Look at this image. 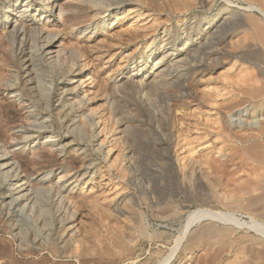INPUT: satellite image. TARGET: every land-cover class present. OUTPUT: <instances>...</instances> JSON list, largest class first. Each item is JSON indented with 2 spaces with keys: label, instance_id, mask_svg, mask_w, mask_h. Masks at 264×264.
<instances>
[{
  "label": "rangeland",
  "instance_id": "obj_1",
  "mask_svg": "<svg viewBox=\"0 0 264 264\" xmlns=\"http://www.w3.org/2000/svg\"><path fill=\"white\" fill-rule=\"evenodd\" d=\"M65 1L68 0H59L63 3ZM82 1H87L90 3L89 6L94 9L90 13L91 15H85V19L83 17L76 18L73 14L74 16L69 15V19L63 21L59 18L58 6L51 11L49 8L46 9L42 16L43 21L37 18L39 21L36 20L38 22L37 29H43V36L49 32L56 35L54 39L56 41H53L55 43L53 52L60 51L63 58H68L70 52H74L80 57L81 52L96 60L97 56L106 52L107 44L105 43L108 41L120 42L124 46H118L119 52L126 56L125 60L128 59V68L123 69L122 75L124 76H121V79L127 78L130 75L128 73H133V69L137 70L136 72L142 70L143 63L134 64V62L141 58L140 56L143 57L146 52L145 42L139 41V51L135 53L134 44H127L126 34L119 30L120 28L124 30L129 23V20H126L127 23H125L126 21L120 22V19L127 14L130 7L125 6L121 13H117L115 5L109 0ZM171 1L173 2V0H144V2L141 0L144 4L142 8L149 15L151 14V18H155L159 24L157 26L158 37L164 36V29H170L172 36L177 33L176 38H180L177 40L179 49L183 48L181 38L186 35V32L191 33L192 38L196 39L198 33L206 28L207 22L212 17L223 13L227 8L224 0H179V4L175 3V6L178 5L177 7ZM182 2L183 4L184 2L188 3L184 11H182L183 4L180 5ZM232 2H235L233 6L244 5V2L238 3L235 0ZM51 6L53 7L52 4ZM1 7L0 4V11L3 12L0 18V103L10 106L16 112V118L4 131L0 129V140L3 145L13 146L15 138L19 135V129L29 124V115L27 110L20 106L3 85L11 79L13 80L15 75H19L22 79L25 78L22 70V64L26 62L24 56L28 53V47L36 44L30 40L25 53H21L13 47V44L7 39V27L15 21L16 13H10V17L5 19L6 8L2 7L1 9ZM178 7L181 9L179 10ZM98 9L109 10L105 14L106 18L102 19L101 16L95 15ZM229 9L238 11L235 7ZM252 17L256 21L255 23L252 19L251 22V16L249 18L246 16L244 20L240 16H235L229 20L230 22L224 21L226 24L220 22L218 34H214L218 35L217 37L213 35V37L201 40L198 44L194 43L190 47L189 53L186 52L188 54L184 52L180 56L177 64L167 67L168 77H164V79L170 80L171 84L175 83V88L172 86L168 88L163 84L152 86L149 91L151 94L149 108L142 105L138 111H132L134 110L132 101L139 100L143 96L139 97L130 84L126 85L127 88L121 89L123 92L120 89L116 90V99L120 100L122 110L125 114H127L126 111L131 113V115L124 114V117L129 119L128 124L132 122L133 125V130L131 129L130 133V145L132 144L130 154L135 156L134 160L136 159L135 168L138 179L132 176L127 180L122 178L125 181L122 184L120 176L116 177L107 169L103 154L99 155L97 152L93 157L97 160V166L99 168L102 166L103 170L99 171V175L95 174L93 181L89 182L84 193H80V191V194L75 193L76 197L80 195L83 200V209L78 213H81L82 217L77 221L67 222L54 214H52L53 216L51 214L42 215L43 218L37 216V219H28L15 214L7 216L6 212L0 211V264H160L170 255H174L170 262L173 264H264V231H260L251 224L252 222L262 224L264 229V220L258 218L257 215V217L254 216L252 214L254 212H250L248 206L251 201L249 198L255 199L264 195V189L254 190L255 184L260 186L261 183V187L264 186V166L241 155L244 150L252 148V145H260V147L264 145V65L262 64L264 63V46H262L264 38H261L263 35L258 27L254 28L257 25L263 27L264 18L257 13ZM184 20L186 32H183L185 29L183 30L181 25ZM32 22V18L25 19L28 33L26 40L35 38L39 33L31 24ZM95 28L97 29L96 33H93ZM221 29L223 30L221 31ZM114 32L118 34L115 35ZM219 32L221 33L219 34ZM112 33L117 37L111 35ZM236 40L239 44L235 42ZM261 40L263 44H261ZM232 45L233 47H231ZM239 45L243 48L241 49ZM101 48H105V50ZM194 48L195 51H192ZM130 53L131 55L137 54L136 61L130 57ZM47 59L48 57L45 58L46 62H48ZM106 59V56L99 58V61H95L94 67L91 68L93 75L103 86L106 84V81L103 80L105 75L98 72L104 65L110 71L111 68L116 71L121 60L117 58L110 63L109 59ZM71 62V59H67L66 68L71 67ZM84 69V61L79 60L75 67L77 72L72 73L75 79L72 83L81 84L80 80L90 73L89 71L83 73ZM148 69L144 68L142 73L147 72ZM69 86L71 89L74 85ZM21 88L22 90L25 88L24 92L28 94L24 83L21 84ZM55 90V96H57L61 92L59 85L55 87ZM76 91L79 96H82V91L78 88ZM55 96L54 98H56ZM172 100L173 104H170ZM233 101L234 111L231 115L240 112L234 115V121L231 122V119L228 118V110L225 108L229 104H233ZM53 105L54 108H58L60 104L54 99ZM175 106L176 108H173ZM129 115L130 117H128ZM133 141L135 142L133 143ZM97 145V142H94L91 150H96ZM132 148H134L133 151H131ZM10 150L15 152L23 169L28 167L32 171L33 177L38 180L51 169H54V173L59 175L63 163L71 162L73 157L79 161H76L77 168L71 175L75 174L76 178L83 171L79 153L73 149H67L62 157L56 155L48 145L38 141L30 144L24 152L21 147H13ZM39 154L46 158L43 161H50L52 164L44 162L41 166L32 165L34 159L40 156ZM191 162L198 164L193 166V168L195 167L194 175L190 173L192 172L190 170ZM58 175L52 179L51 185L56 188L62 184L67 189L72 188V180L60 183V175ZM110 176L114 180H109ZM75 185L73 184V186ZM83 187L84 185H81V188ZM243 188L251 189L254 194H249L250 197L247 194V196L241 195L240 190ZM90 190L91 192H89ZM128 193H136L135 204L126 198ZM55 194L57 195V193ZM230 195L243 200L241 199L242 202L239 205L231 206L232 208L223 206L221 198ZM57 198H59L58 195ZM202 199L206 200L208 206L214 207L216 210L229 214L234 213L236 221L224 222L204 219L197 222L187 235L184 246L174 253L175 241L181 235L188 215L202 206L199 203ZM60 200L61 198L57 204L60 203ZM263 202L260 204L263 205ZM164 206L165 208L169 207L168 209L174 213H168V209H165ZM241 206H244L243 209ZM95 207L98 208L95 209ZM110 207H118L117 211L125 213L122 217L124 219L121 218L117 222L113 216V218L111 217V210L110 214L106 213ZM162 208L165 210L162 211ZM125 219L127 220L125 221ZM79 221L80 226L76 231L75 226ZM144 222L147 224L145 225ZM200 233L205 234L206 238L201 241L195 240Z\"/></svg>",
  "mask_w": 264,
  "mask_h": 264
},
{
  "label": "bare ground",
  "instance_id": "obj_2",
  "mask_svg": "<svg viewBox=\"0 0 264 264\" xmlns=\"http://www.w3.org/2000/svg\"><path fill=\"white\" fill-rule=\"evenodd\" d=\"M109 1L113 3V5H115L117 13L118 12L121 13L122 9L125 6L130 7V10L127 12V14L120 19V22L129 20V23L127 27L124 28V30H121V28L119 29L120 31H123L126 34L127 44L128 43L134 44V47H136L135 53L139 51V48H138L139 41L145 42L146 44V48H145L146 52L143 55L145 59L142 56H140L141 58H138V60L136 61L135 57L137 54L133 53L131 55L130 53V57L134 59V61H136L134 62V64H136L137 62L143 63V66H142L143 69L138 72H136L137 70L133 69V73H136V74H133L132 72H130L128 73L130 75L127 78L123 77L121 79V76H124L122 75L123 69L128 68V65H127L128 59L125 60L124 57L126 56H124L123 54H120L121 52H119L118 46L123 45L122 43L120 42L112 43L110 41H108L107 43L104 42L105 44H107L106 45L107 50L105 53L102 54L103 56L102 55L97 56V57L95 56L96 60L94 58L85 56V54H82L81 52H80L81 59H79L80 57L74 52H70L68 55V58H63L61 56L60 51L53 52L54 45H55L54 42L56 41V40L54 41V39L56 38V35H53L52 33L49 32L45 36H43L42 35L43 29H41L40 27L39 28L41 30L37 29L38 22H39L37 18H40L39 20L43 21L42 16L45 13V10L48 8L51 11V9H54L56 6H58L59 7V18L63 21L69 19L70 17L69 15H73V14L76 16V18L77 17L84 18L86 16H89L88 14L93 12L94 9L91 6H89L90 3H88L87 1L84 2L82 0H68L63 3V2H59V0H0V4L2 5L3 9L6 8L4 11L5 19L10 17L9 15L10 13H16L15 21L12 22V24L9 25V27H7V32H8L7 39L13 44V47L17 49L18 51H20L21 53H25L27 49L29 48V50L27 51L28 53L24 56L25 58L24 60L26 62L22 64L23 75L25 78L22 79V77H19V75L17 76L15 75L13 80L11 79V81H8L3 85L4 88L8 90L11 95L14 96L15 100L20 104V106L27 110V113L29 115L28 116L29 124L24 125L19 129L18 131L19 135L17 136V138H15V144L13 146L3 145L2 140H0V211L4 213L6 212L5 215L7 216H13L15 214L17 216L27 217L28 219H32V218H36L37 216L40 217L42 215L46 216L48 214H51V215L54 214V216H59L61 217V220H65L67 222L71 220L77 221L78 218L82 217L81 213L80 214L78 213H79V210L83 209L82 207L83 200H81L80 195H77L76 197V194H78L79 191L80 193H84L89 182L93 181L95 174L99 175L102 169L101 168L102 166L100 168L97 166L96 164L97 160L96 158L94 159L93 157V155L96 154L97 152L99 155L103 154L104 163L107 164V169H109V171L113 173L116 177L120 176L122 184L125 182L122 178H125V180H127V178L130 179V176H132L133 178L138 179L137 177L138 173L136 171L137 169L135 168L136 159L134 160L135 156L133 157V155L130 154V149L132 145V144L130 145V133H131V129L133 125L131 124L132 122L131 123L129 122V124H131L132 126L129 125L127 123L129 119L127 120L124 117L125 113H124V110H122L123 107L121 105V102L120 100L118 101L116 99L117 98L116 90L119 91L120 89V91H122L121 89L123 87H126V85L130 84V87H134L135 92L138 93L137 95H139V97L143 96L142 98L140 97L139 100L138 99L137 100L134 99V101H132L133 99L131 100L133 102L132 104L134 107V110L132 111H136V110L138 111L139 108L142 107V105L145 106L146 108H149L151 106V98H150L151 94H149V91L150 89H152V86H154V84H159V86L160 84L161 85L163 84L168 88H171V86L175 88V83L172 82L173 84H171L169 82L170 80L169 81L166 80V78L168 77L167 72H166L167 67H169L171 64H177L179 62L180 56H182L184 52L185 54H188L190 47L194 43L198 44L201 42V40L207 37H211V36L213 37V35L217 33V30L220 26V22L223 24L225 23L224 21H227V20L229 21L235 16H240L242 20H244L246 16H248V18L251 16L250 20L252 19L253 22L255 23L256 21H254V18L252 17L253 15H255V13L259 14L260 16L264 18V0H235L238 3L244 2V5L242 6L239 4H237L236 6L235 5L233 6V4L235 3V2H232L233 0L232 1L224 0L225 5L227 6L226 10L223 13H220L219 15L212 17L211 20L207 22L206 28L202 30V32L198 33L196 39L192 38L191 33L186 32L185 20L182 22L181 25L183 27V30L185 29V31L183 32H186V35H184V37L181 38L183 48L179 49L177 45L179 43H177V40H180V38H176V34H177L176 32H175L176 33L175 36H172L173 34L171 30L166 28L163 30L164 36L162 38L158 37L159 30L157 31L158 29L157 26L159 24H157V20H155V18L154 19L151 18L152 16L151 14L149 15V13L144 8H142L144 4H142L141 0H134V1L133 0H109ZM142 1L144 2V0ZM173 2L172 3L174 6L176 5L175 3H178V4L180 3L179 0H173ZM185 2L184 4L183 2L180 4V5L183 4L182 11H184L185 7L188 6V3H185ZM51 4L53 5V7L51 6ZM234 7L237 8L238 11L229 9V8H234ZM108 12L109 10L98 9L95 12L96 13L95 15L101 16V18L104 19L106 18L105 14ZM2 13L3 12L0 11V18H1ZM30 18L33 19V22L31 24L34 26L35 30L39 31V33L36 34L35 38H29L28 40H26L28 33L26 31L27 28H26L25 19H30ZM36 20L38 22H36ZM125 23H127V21ZM254 23H252L253 26H254ZM258 23L259 22L257 21V24ZM222 27L224 26L222 25ZM256 27H258V30L261 31L262 35L264 36V25L263 27L261 25H257L254 28ZM223 29H221V31ZM96 30L97 29L95 28L93 33H96ZM115 33L116 32H114V34ZM220 33L221 32H219V34ZM114 34L112 33L111 35H114ZM241 35L243 36V34ZM215 36L216 35H214V37ZM263 36L261 37L262 39L264 38ZM18 38H20V41H18ZM30 40H32V42H34L36 45L33 44L34 46H29L28 42H30ZM244 41L246 42V40ZM156 42H158L157 45H155ZM235 42H237V40ZM208 43H209V40H208ZM237 43L239 44V42ZM261 44H263V41ZM27 46L29 47L27 48ZM231 47H233V45ZM242 48L243 47H241V49ZM101 49L105 50V48H101ZM192 51H195V48ZM105 56L107 57V59H109L108 61H110V63L113 62L117 58L121 60L119 62L120 65L118 64L119 65L118 68L116 67L117 68L116 71L113 70V68H111V71H110V69H107L106 68L107 66L104 65L101 68L100 72H98V73H102L103 75H105L103 80L106 81V84L103 86L102 83L101 84L99 83L96 76L93 75V71H92L93 69L91 68L94 67L93 64L95 61H99V58H102ZM47 57H48L47 59L48 62H46L45 60V58ZM67 59L72 60L71 62L72 64L70 68H66ZM79 60H83L85 63V69L83 73H85L86 71H89L90 73L88 75H85L80 80L81 84L78 85V82L77 84L72 83L73 80H75L72 73L75 71V67L78 64ZM262 64L264 65V63ZM148 66H149V69H148ZM144 68H147L148 70L147 72L142 73ZM128 74L126 73V76ZM80 75L82 74L80 73ZM164 77L166 78L164 79ZM22 83L26 85L27 87L26 92L28 94L24 92L25 88L22 90L21 88ZM57 85H59V90L61 92L57 96H55L56 94L55 87ZM69 85H74V86L73 88L70 89ZM77 88L80 91H82L83 93V94L81 93L82 96H79L77 94V91H76ZM54 96L56 98H54ZM54 99H56V102L60 104L58 108H54L55 107L53 105ZM170 104H173V100ZM176 106L173 108H176ZM180 107L182 106L180 105ZM225 109L228 110V114H229L228 118L231 119L230 120L231 122L234 121V115L239 114L240 112L239 111V112H236V114L233 113L231 115V113L234 111V101H233V104H229ZM126 113L131 115L129 111H126ZM130 115L128 117H130ZM132 115H135V114H132ZM15 118H16V112L12 108H10V106L0 103V129L4 131V129L8 128L14 122ZM132 139L134 138L132 137ZM132 139H131V142H132ZM38 141H42L43 144H46L50 148H52L53 149L52 151H54L56 155H59L62 157L65 155L67 149H73V151L79 153V157L81 158V161L83 163L82 173L76 178H75V174L71 175V173L75 171L77 168L76 161H79V159L77 160V158H74V157L71 162L63 163V165L61 166V172L59 173L60 175L59 182L63 183V182L72 180L73 181L71 184L72 188H70L71 187L70 186L69 187L70 189H67L65 186H62V184L58 185L55 188V186L50 184L52 179L56 177V175H58V173H54V169L47 171L44 177H42L40 180H38V178L35 179V177H33L32 171L28 167L27 169H23L20 162L17 160L15 152L13 153L10 150L13 147H17V148L21 147L23 149L22 152H24L30 144L38 142ZM94 142H97L98 145H97V149L92 151L91 146ZM134 142L135 141H133V143ZM251 147L252 148L249 147V149L244 150L241 155H244L246 158L250 160L257 161L259 164L264 166V145L262 147H260V145L259 146L252 145ZM133 150L134 148H132L131 151ZM39 155H40L39 157L34 159V162L32 163V165L41 166V164L44 162L49 163L50 165L52 164V162L50 161H43L46 158L42 156L41 154ZM136 156L138 155L136 154ZM194 164H197V163L191 162L190 164L191 165L190 170L192 171L190 172L191 175L195 171L194 170L195 167L193 168ZM111 176L108 179L114 180L112 179ZM99 180L102 181L103 179H99ZM73 184H76V185L73 186ZM81 185H84V187L81 188ZM252 186L254 185L252 184ZM261 186H262L261 183H260V186L255 184L254 190L257 191L256 189H259V188H262L263 190L264 186L263 187ZM125 191H126V187H125ZM89 192H91V190ZM55 193H57L59 198H61L59 204H57V201H59V198L56 199L57 195ZM128 194L129 195H127L126 198H129L135 204V201L137 199L136 193H133V194L128 193ZM240 194L243 196L247 194L250 197L249 194H254V193H252L251 189L249 190L248 188H245V189L243 188L240 190ZM221 199H222L223 206H227V207L234 206V204L239 205L240 202H242L241 201L242 198L234 197V195L223 197ZM249 199L251 200V201L249 200L250 204L248 205L250 212L253 211L254 213L252 214H254V216L257 215L258 218H261V220H264V204H263L264 202L262 203L263 205L260 204L262 201H264V195H262V197H257L255 199H251V198ZM199 203L202 206L199 205L200 207H198L199 209L197 208V211L191 212L188 215L186 219L187 222L183 226L181 235L175 241V246L173 248L174 253H176L179 250V248L181 249L184 246L187 235L190 233L191 228L197 222L204 220V219H212V220L224 221V222H234L236 221L235 219H237L234 213H231V214H229L228 212L225 213V212H222L221 210H216L214 207L208 206V204L206 203V200L202 199L199 201ZM90 206L92 205L90 204ZM241 207L243 209L244 206H241ZM53 208L54 210H52ZM97 208L95 207V209ZM117 208L118 207H114V208L110 207L109 210H106V213L109 212L110 214L112 212L111 217L113 216L117 220V222H119L121 218L125 215V213H122V211L121 212L117 211L116 210ZM164 208H162V211ZM168 208L166 207L165 209H168ZM177 210L178 209H176V211ZM167 211L170 214H172V212L174 213V211L169 210V209ZM168 213L166 212V215ZM126 220L127 219H125V221ZM117 222L115 221L116 224H118ZM251 224L252 226L257 227L260 231H264V229L262 228L263 227L262 224L260 225L255 222H252ZM79 226H80V221L75 226V229H77L76 231H78ZM144 229H145L144 231H146V228ZM204 238H206L205 234L200 233L197 235V238L195 240L201 241V240H204ZM70 242L72 241L70 240ZM173 256L174 255L172 256L170 255L168 259H166L163 263H160V264H169ZM170 264H173V263H170Z\"/></svg>",
  "mask_w": 264,
  "mask_h": 264
}]
</instances>
